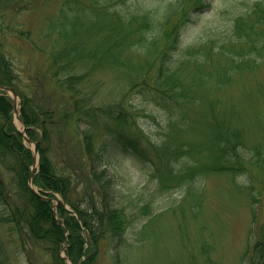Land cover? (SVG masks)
Returning <instances> with one entry per match:
<instances>
[{
  "label": "trees",
  "instance_id": "obj_1",
  "mask_svg": "<svg viewBox=\"0 0 264 264\" xmlns=\"http://www.w3.org/2000/svg\"><path fill=\"white\" fill-rule=\"evenodd\" d=\"M20 1L26 0H0V20L5 18L4 5ZM118 2H121L118 5L121 8L130 9L118 11L115 5ZM216 2L133 0L132 5H128L129 0H64L59 18L49 24L46 38L51 42L48 56L56 66L53 79L67 99L64 119L75 120L78 124L86 156L96 174L100 197L92 196L85 207L70 201L72 177L64 173L65 169L60 171L52 157L47 128L59 125L52 122L57 117L56 112L38 105L30 95L16 87L14 68L0 43V85L13 87L20 94V112L27 136L39 141L40 168L34 176V184L41 189L42 195L61 194L71 203L81 221L80 224L60 203L57 213L65 227L60 225L61 221L54 216L52 201L41 199L29 188L33 153L24 145L22 135L13 124L11 99L0 91V170L7 176L8 183L16 187L13 201H17L10 205L13 193L0 176V204L11 212L7 217L0 215V222L12 228L26 229L36 244L44 246L50 254V264H65L60 258L63 243L67 245L66 254L75 264H94L99 242L106 239L122 242L127 237L132 226L130 213L112 200L111 194L115 192L112 176H105L106 171L96 173V168L107 160L106 156L110 158V152L130 154L145 162L147 171L155 178L152 182L155 181L161 194L195 179L201 181L210 173L231 176L234 196H242L241 201L247 204L252 218L248 264H264V221L259 223L264 200V126L263 138L254 143L249 141L247 132L250 131H246L259 124L255 111L259 99L263 96L264 100V82L262 92L243 93L228 105L222 98L210 100V89L207 88L212 76L218 81L215 91H219L227 88L237 74L255 72L262 66L264 69V1L224 0L227 5L221 13L227 29L223 34L212 35L201 46L199 56L189 57L181 63L180 68L190 65L201 68L191 74L189 80L179 75L180 68L173 70L169 63L178 51L185 27L208 17ZM23 32L18 34L23 35ZM27 35H23L24 38L27 39ZM136 56L149 61L136 62ZM207 66L212 67V72H206ZM105 69L116 70L124 76L121 84L126 89L118 100L109 93L98 94L93 85L95 74ZM130 88L151 96L157 105L169 110L170 126L178 135L197 137L189 143L187 151L183 144L171 150L170 138L158 153L161 159L157 163L149 159L148 151L142 148L140 135L124 132V127L132 125L124 106L126 91ZM103 116L109 120L104 122ZM245 119L249 120L248 125ZM100 129H105L106 134L97 142L96 133ZM150 148L159 151L161 146ZM184 152L198 156L207 152L209 161L203 166L197 164L177 170L170 159H177ZM247 169L254 171L247 177V183L240 185L237 181L239 173ZM188 194L198 202L203 199L202 193L194 189H189ZM143 210L147 213L149 206H144ZM150 223L152 221L145 228ZM82 227L87 238L83 237ZM65 229L70 233L68 241ZM145 231H140L139 235H144ZM86 255L89 257L82 261Z\"/></svg>",
  "mask_w": 264,
  "mask_h": 264
},
{
  "label": "rangeland",
  "instance_id": "obj_2",
  "mask_svg": "<svg viewBox=\"0 0 264 264\" xmlns=\"http://www.w3.org/2000/svg\"><path fill=\"white\" fill-rule=\"evenodd\" d=\"M243 1L238 0L239 3ZM132 2L133 0H129L128 5H132ZM63 3L64 0H26L4 5L5 18L0 20V43L4 45V54L14 68L16 87L30 95L38 105L56 112L57 117L52 122L59 125L47 128L52 157L59 170L65 169L64 173L72 177L70 201L85 207L86 203L89 204V198L96 195L100 197L97 193L96 174L92 172L86 156L78 124L75 120L64 119L63 109L67 99L66 96L63 97L56 79H53L56 66L52 65L48 56L51 42L46 38L49 32L47 27L59 18ZM119 3L121 2L115 4L118 11L130 9L121 8ZM226 5L224 0H217L208 17L185 27L178 51L174 52L169 62L173 70L179 69L181 63L189 57L199 56L201 46L212 35L225 33L227 25L222 21L221 9ZM67 18H70V14ZM63 19L61 15V21ZM10 29L16 33H11ZM19 31H24V36L28 34L27 39L18 34ZM134 58L136 62L149 61L142 56ZM211 68L205 67L206 72H212ZM180 69L179 75L189 80L191 74L201 68L190 65ZM123 78V74L116 70H100L95 74L93 85L98 94L109 93L118 100L126 89L121 84ZM217 82L212 76L207 86L210 89V100L222 98V102L228 105V102L238 99L243 93L262 92L264 69L262 66L255 72L237 74L223 90L215 91ZM124 100L132 124L124 127V132L128 135H140L142 148L148 151L149 159L158 163L161 159L158 153L170 138L171 150L183 144L184 151H187L191 141L197 139L193 134L178 135L170 126L169 110L157 105L151 96L130 88L126 91ZM263 111L262 96L255 111L260 119L259 124L251 130L246 128V131H250L247 132L249 141L253 143L263 138ZM102 119H105L104 122L109 120L105 116ZM108 123L116 128L111 121ZM245 124L248 125L249 120L245 119ZM39 134L41 137V130ZM105 134V129H100L96 133V141L103 140ZM151 146L161 148L154 151ZM30 147L33 148V145ZM208 155L207 152L200 156L184 152L177 159L171 158L170 162L177 170L184 166H203L209 161ZM106 159L101 163L102 166L96 168V173L106 171L105 176H112L115 186V192L111 194L112 200L130 213L132 226L122 242H111L109 239L99 242L94 264H248L252 218L247 204L241 201L242 196H234L231 176L210 173L203 176L201 181L195 179L161 194L156 189L155 181L152 182L155 178L147 171L145 162L130 154L113 152ZM253 171L247 169L239 173L238 183L245 185L247 177ZM0 176L13 193L16 187L8 183L7 176L1 170ZM189 189L201 192L202 201L198 202L189 196ZM13 198L14 193L9 201L12 206L17 202ZM58 199L63 200L60 195ZM144 206H149L147 213L143 210ZM261 207L259 223L264 221V200ZM67 208L71 210L72 207L68 204ZM10 214V209L0 204V215L7 217ZM149 221L152 223L145 228ZM144 229V235L140 236L139 232ZM51 261L45 247L36 244L26 229L12 228L0 222V264H50Z\"/></svg>",
  "mask_w": 264,
  "mask_h": 264
},
{
  "label": "water",
  "instance_id": "obj_3",
  "mask_svg": "<svg viewBox=\"0 0 264 264\" xmlns=\"http://www.w3.org/2000/svg\"><path fill=\"white\" fill-rule=\"evenodd\" d=\"M1 89H4V90H7V91H11L9 88H5V87H0ZM13 95H14V97H15V102H16V97H17V95L13 92ZM17 111V110H16ZM29 142H31L30 140H28ZM35 146L37 147V145L35 144ZM38 151H37V148L35 149V159H37V153ZM34 169H35V164H34V166H33V168H32V172L34 171ZM29 184H30V186L32 187V185H33V180H32V175L30 176V179H29ZM33 188V187H32Z\"/></svg>",
  "mask_w": 264,
  "mask_h": 264
}]
</instances>
